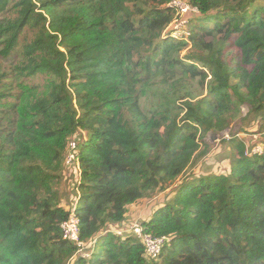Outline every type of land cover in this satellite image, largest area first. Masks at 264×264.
Segmentation results:
<instances>
[{"label":"trees","instance_id":"obj_1","mask_svg":"<svg viewBox=\"0 0 264 264\" xmlns=\"http://www.w3.org/2000/svg\"><path fill=\"white\" fill-rule=\"evenodd\" d=\"M173 1L0 0V264H264V155L233 134L229 174L177 185L237 105L264 112V0H187V41L168 37ZM172 187L143 223L170 239L151 260L116 233ZM72 213L89 263L63 237Z\"/></svg>","mask_w":264,"mask_h":264},{"label":"rangeland","instance_id":"obj_2","mask_svg":"<svg viewBox=\"0 0 264 264\" xmlns=\"http://www.w3.org/2000/svg\"><path fill=\"white\" fill-rule=\"evenodd\" d=\"M187 2V0H184ZM189 4V3H188ZM264 5V2L262 3ZM199 15L196 13H190L182 17L183 22L189 21L190 19L197 18ZM178 22H181L179 19ZM174 29V27H172ZM171 29V28H170ZM184 31H188L186 28ZM187 53L184 52L182 56ZM14 59V58H13ZM157 88H152L146 91L148 95L146 98L142 99L143 109L149 110L151 104L155 99V95L158 94ZM196 95L200 96L202 93L196 88ZM232 124L227 130H230L228 135L220 136L216 142H211V138L208 136L205 143L208 145L206 150L202 147L199 155L195 159L193 165L184 173L177 185H180L183 180L192 179L194 176L207 177L209 175L215 174H229L232 169V164L234 161V156H236L237 151L230 145L227 136L231 139L232 135L235 134L237 140H243L247 147L263 145L264 146V112L258 115H249V107L237 105L234 108V112L231 116ZM243 132L242 134H239ZM223 133V132H222ZM221 134V133H216ZM78 141H76L77 144ZM74 143L71 144V150H76L73 148ZM69 157V162H67V172H65V182L62 188V204L68 209L73 210L76 206L77 195L75 194L74 180L77 179V168L74 169L72 161L75 160ZM74 156V155H73ZM72 159V161H70ZM70 163V164H69ZM73 172V173H72ZM175 187H172L166 193H156L151 199H146L141 206L136 208H131L127 220L120 226L119 232L116 233L122 239L133 236V232L130 231V227L136 223L148 222L153 215V213L159 208L163 207L165 202L169 200V197L173 194ZM79 196V195H78ZM96 245L88 248L85 253L90 254L89 259H84L86 262H91L94 257V250ZM69 264H73L70 261Z\"/></svg>","mask_w":264,"mask_h":264},{"label":"built area","instance_id":"obj_3","mask_svg":"<svg viewBox=\"0 0 264 264\" xmlns=\"http://www.w3.org/2000/svg\"><path fill=\"white\" fill-rule=\"evenodd\" d=\"M170 6L176 10L177 14L175 21L171 24V26L167 30L168 37L176 41H187L188 37L190 36V32L188 29L189 21L183 22L182 17L190 13L199 14L198 9L192 8L187 2H184V0H174L170 4ZM179 19H181V22H178ZM172 27H174V29ZM184 28H186L188 31H184L183 30ZM227 139L228 140L230 139L229 136H227ZM75 147L76 145H73V148ZM263 155H264L263 145H257L246 148L247 157L263 156ZM71 157H73L72 159L75 158L73 155ZM72 159L70 161H72ZM76 207L77 204L72 210V212L75 211ZM62 231H63L64 239L69 243L76 245L78 248L77 253L74 256V259L78 256L83 259H89L90 254L87 252L85 253V251L88 248H91L92 246L94 247L97 240H94L89 245L81 240L79 220L76 218L74 213H72L71 218L68 221L62 224ZM130 231L133 232V236L143 244V246L146 249V255L151 260H156L161 256L165 245L168 244L170 240L167 237H157L151 233L145 232V227L143 226L142 223H136L131 225Z\"/></svg>","mask_w":264,"mask_h":264},{"label":"water","instance_id":"obj_4","mask_svg":"<svg viewBox=\"0 0 264 264\" xmlns=\"http://www.w3.org/2000/svg\"><path fill=\"white\" fill-rule=\"evenodd\" d=\"M229 132L230 130H226L221 134L211 133L209 137L211 138V142H216L220 136L228 135Z\"/></svg>","mask_w":264,"mask_h":264}]
</instances>
